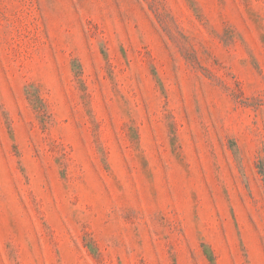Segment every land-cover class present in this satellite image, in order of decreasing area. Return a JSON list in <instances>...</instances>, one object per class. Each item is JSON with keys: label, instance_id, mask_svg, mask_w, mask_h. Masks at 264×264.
Wrapping results in <instances>:
<instances>
[{"label": "rangeland", "instance_id": "374dc122", "mask_svg": "<svg viewBox=\"0 0 264 264\" xmlns=\"http://www.w3.org/2000/svg\"><path fill=\"white\" fill-rule=\"evenodd\" d=\"M0 264H264V0H0Z\"/></svg>", "mask_w": 264, "mask_h": 264}]
</instances>
